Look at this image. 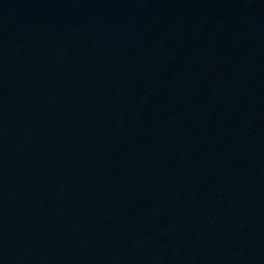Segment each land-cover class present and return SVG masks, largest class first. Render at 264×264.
Segmentation results:
<instances>
[{"label": "water", "instance_id": "1", "mask_svg": "<svg viewBox=\"0 0 264 264\" xmlns=\"http://www.w3.org/2000/svg\"><path fill=\"white\" fill-rule=\"evenodd\" d=\"M0 264H264V0H0Z\"/></svg>", "mask_w": 264, "mask_h": 264}]
</instances>
